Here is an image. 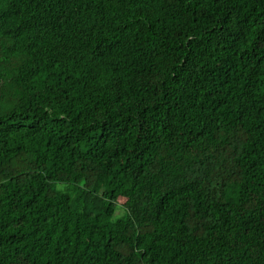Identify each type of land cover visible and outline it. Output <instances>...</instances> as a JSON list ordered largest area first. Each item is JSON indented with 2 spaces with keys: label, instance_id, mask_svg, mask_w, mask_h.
Here are the masks:
<instances>
[{
  "label": "trees",
  "instance_id": "obj_1",
  "mask_svg": "<svg viewBox=\"0 0 264 264\" xmlns=\"http://www.w3.org/2000/svg\"><path fill=\"white\" fill-rule=\"evenodd\" d=\"M0 264H264V0H0Z\"/></svg>",
  "mask_w": 264,
  "mask_h": 264
},
{
  "label": "rangeland",
  "instance_id": "obj_2",
  "mask_svg": "<svg viewBox=\"0 0 264 264\" xmlns=\"http://www.w3.org/2000/svg\"><path fill=\"white\" fill-rule=\"evenodd\" d=\"M118 214V213H117ZM122 214V213H121Z\"/></svg>",
  "mask_w": 264,
  "mask_h": 264
}]
</instances>
